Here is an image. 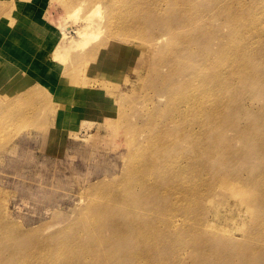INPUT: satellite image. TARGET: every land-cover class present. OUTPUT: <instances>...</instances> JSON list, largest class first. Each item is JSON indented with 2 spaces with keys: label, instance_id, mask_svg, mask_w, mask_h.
Returning <instances> with one entry per match:
<instances>
[{
  "label": "rangeland",
  "instance_id": "1",
  "mask_svg": "<svg viewBox=\"0 0 264 264\" xmlns=\"http://www.w3.org/2000/svg\"><path fill=\"white\" fill-rule=\"evenodd\" d=\"M81 1L0 0V264H264V0Z\"/></svg>",
  "mask_w": 264,
  "mask_h": 264
},
{
  "label": "bare ground",
  "instance_id": "2",
  "mask_svg": "<svg viewBox=\"0 0 264 264\" xmlns=\"http://www.w3.org/2000/svg\"><path fill=\"white\" fill-rule=\"evenodd\" d=\"M84 1L85 2H87L86 0H83V1H81L82 3L81 4H83L84 3ZM94 1H96V0H93L92 2H91V4L94 2ZM118 0H114V3L115 2H117ZM122 1V2H121ZM119 0V2H120V5H123V0ZM165 0H154V6H155V8H157V10H158V5L160 4V3H163ZM241 2H242V0H240ZM244 1V0H243ZM63 2H65V1H63ZM62 2V3H63ZM98 2V1H97ZM112 2H113V0H112ZM119 2H118V4H119ZM138 2L139 1H137V0H130V4H128L125 8L123 7V8H121V6H119L118 7V9L120 8V12L117 10V7L115 8V10H114V8L112 7V4L110 5L111 6V8H112V10L114 11V12H111L112 13V16H111V20L110 21H108L109 22V28H111V31H113V33H115L116 34V32H117V30L119 29L120 31H122V32H124V33H130V32H136V27L135 26H129V23H127L126 22V20H127V18H129V17H133V14H134V11H133V9L135 8V6H137V4H138ZM234 2V1H233ZM96 3V2H95ZM122 3V4H121ZM238 3H239V1H238ZM69 3H67V5H68ZM117 4V3H116ZM117 4V5H118ZM230 4V3H229ZM228 4V5H229ZM66 5V6H67ZM70 5H71V3H70ZM85 5V4H84ZM116 5V6H117ZM231 5V4H230ZM242 5V4H241ZM244 5V4H243ZM242 5V6H243ZM95 6V5H94ZM124 6V5H123ZM235 6V5H234ZM81 7V6H80ZM80 7H79V9L78 10H80ZM100 5L98 4V6H96L95 7V9L94 10H92L91 11V14H90V16H88V20H89V22L90 23H88L86 26H84V28H82L81 30H79V31H77L78 32V34H79V36H81L83 39L82 40H84V39H87L89 36H90V38H91V35L93 36V34L91 33V32H89V31H91V29L89 30L88 28H91L92 27V25H93V23L95 22L94 20H92V18H94V16L92 17V14L93 13H97V12H99L100 11ZM115 7V6H114ZM164 7V6H163ZM83 10V9H82ZM111 10V9H110ZM111 10V11H112ZM116 10L118 11V13L116 12ZM1 11V10H0ZM76 11H77V9H76ZM76 11H74V12H76ZM82 12V11H81ZM161 12V11H160ZM67 13H69V9H68V12ZM198 13V12H197ZM201 13V12H200ZM233 13H235L234 11H233ZM8 14V13H7ZM74 14V13H73ZM77 14H79V16H80V12L78 13L77 12ZM75 16H76V14H74ZM96 15H100V13H97ZM196 15V14H195ZM78 16V15H77ZM97 16V17H98ZM66 17V16H65ZM92 17V18H91ZM85 18V20H87ZM74 19V18H73ZM72 19V20H73ZM78 19H81V17H79ZM77 19V20H78ZM91 19V20H90ZM95 19V18H94ZM118 19V20H117ZM84 20V21H85ZM88 20H87V22H88ZM234 20V19H233ZM251 20H252V18H251ZM65 21V20H64ZM63 21V22H64ZM80 21V20H79ZM93 21V23H91ZM118 21V22H117ZM62 22V23H63ZM81 22V21H80ZM250 22V21H249ZM67 23V22H66ZM75 23V22H74ZM84 23H86V22H84ZM131 23V22H130ZM258 23V22H257ZM95 24V23H94ZM141 22H140V24H139V26H141ZM233 24H234V21H233ZM60 25H61V23H60ZM71 25H72V23H71ZM70 26V25H69ZM67 27V25H66V28L65 29H63V36L64 37H66L67 35H68V33H70V30H71V27ZM115 26H117L118 28L116 29V32H114V28H115ZM248 26H250V25H248ZM247 26V27H248ZM64 27V26H63ZM142 27V26H141ZM246 27V28H247ZM255 27H256V25H255ZM113 29V30H112ZM141 29V28H140ZM93 30V29H92ZM251 31V30H250ZM241 32V31H240ZM245 32V31H244ZM252 32H254V30H252ZM260 32V31H259ZM94 33V32H93ZM95 33H96V30H95ZM99 33V32H98ZM169 34V33H168ZM168 34H166V35H163L164 36V38H166L167 36H169ZM94 36H97V35H94ZM163 36L161 37V39L163 38ZM239 36V35H238ZM240 36H241V33H240ZM245 37V36H244ZM89 38V39H90ZM67 39V38H66ZM68 39H69V37H68ZM160 39V40H161ZM70 40V39H69ZM159 40V39H158ZM157 40V41H158ZM160 40L158 41V42H160ZM66 41V40H65ZM88 40H86L85 42H86V44L88 43L87 42ZM83 42V41H82ZM84 42V43H85ZM157 42V43H158ZM81 44V43H80ZM82 45V44H81ZM84 45V44H83ZM67 48V47H66ZM69 48V47H68ZM59 49V48H58ZM62 49V48H61ZM242 51V50H241ZM242 53H243V51H242ZM235 54V53H234ZM239 54V53H238ZM247 54H248V52H247ZM60 56L61 58H65V55H66V51H65V49H64V51L62 50V51H58V50H56V52H55V55L54 56ZM244 56H246V54H243ZM242 55V56H243ZM59 57V58H60ZM234 58H235V55H234ZM230 60V59H229ZM61 61H63V60H61L60 59V62ZM234 62V61H233ZM63 63V62H62ZM206 63V62H205ZM2 68V67H1ZM208 73V72H207ZM217 75V74H216ZM196 76V75H195ZM195 76H193V77H195ZM196 77H198V76H196ZM224 77V76H223ZM200 79V78H199ZM194 80V79H193ZM196 80V79H195ZM194 80V81H195ZM193 82V81H192ZM197 82V81H196ZM193 83H195V82H193ZM205 83H206V81H205ZM204 95L202 94V98H196V97H194V96H190V95H188V97L187 98H185V102L183 101V103H185V109H187L188 108V110H189V113H187V114H194V112H195V110H196V108H198V107H201V104L204 102V100L207 98V97H209L211 94H213V91L211 92V91H208V83H206L205 84V88H204ZM195 92V91H194ZM184 105V104H183ZM190 107V108H189ZM7 110V109H6ZM5 110V111H6ZM200 110V109H199ZM208 111V110H207ZM217 113V109L216 108H213L212 109V111H211V113H210V115L211 116H213V115H215ZM9 114V113H8ZM188 116V115H187ZM186 116V117H187ZM43 128V127H42ZM131 171H132V169H131ZM185 222H186V220H185Z\"/></svg>",
  "mask_w": 264,
  "mask_h": 264
}]
</instances>
